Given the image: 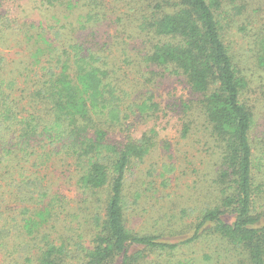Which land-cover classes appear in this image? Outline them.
Instances as JSON below:
<instances>
[{
    "label": "trees",
    "instance_id": "1",
    "mask_svg": "<svg viewBox=\"0 0 264 264\" xmlns=\"http://www.w3.org/2000/svg\"><path fill=\"white\" fill-rule=\"evenodd\" d=\"M24 1L32 17L0 13V38L14 34L6 47L27 58L7 77L0 54V264H146L209 236L237 251L239 264H264V23L254 33L233 18L250 21L253 0H124L119 21L136 22L147 80L184 84L192 117L180 124L182 136L198 119V151L213 164L214 199L195 215L173 211L153 231L130 223L143 191L128 180L158 134L135 123L167 116L152 93L125 101L113 81L100 35L122 6ZM233 24L250 34L246 56L259 75L234 53Z\"/></svg>",
    "mask_w": 264,
    "mask_h": 264
},
{
    "label": "rangeland",
    "instance_id": "2",
    "mask_svg": "<svg viewBox=\"0 0 264 264\" xmlns=\"http://www.w3.org/2000/svg\"><path fill=\"white\" fill-rule=\"evenodd\" d=\"M110 1L113 6H122L121 10L112 9L110 13L113 16H110L107 26L101 28L100 35L103 54L116 66L113 81L119 92H124L125 101L142 97L148 92L152 93L160 103V111H164V116H167L147 124L141 120L135 123L137 131L154 128L158 133L154 138L155 148L143 160L134 164L128 180V184L132 185L131 190L138 185L143 191L138 204L131 205L128 215L130 223L134 229H139L138 231L149 230L155 221L163 224L168 218L173 221L172 216L175 215L173 211L180 213L184 208L187 209L186 216H190L189 213L195 215L196 212H192V208L202 207L206 201L214 199L215 195L208 192L207 187L210 181L208 176L213 173V164L205 153L198 151L196 130L201 128L198 119L193 123L194 128L190 133L186 137L182 136L180 124L189 116L192 117V114L184 112L183 100L186 98L184 84L175 83L160 75L153 77L151 81L147 80L150 77L148 69L138 60L143 45L138 29L133 25L136 22L127 16L124 17L123 24H120L119 17L123 15L124 0ZM247 3L250 6L251 20L238 14L233 16L234 22L238 27L250 24L255 33V27L264 23V0ZM30 4L24 0H0V13L8 14L12 18H21V15L32 17L34 14ZM235 11V8H231V14L236 13ZM235 24L231 31L233 35L231 47L241 64L259 75L253 59L246 56L248 49L251 54L252 38L248 33H239ZM13 40L14 34L8 32L0 38V54L4 55L8 62L5 70L7 77H13L18 66L20 67L18 63L20 59L27 61L26 52L21 48L6 47L11 45ZM171 164L173 165L171 170L165 168L166 171L163 173L164 165ZM182 221L179 219L178 223ZM185 221L190 223L191 217H186ZM240 256L237 251L228 247L227 243L218 238L211 239L209 236L180 247L173 255L159 257L155 253L151 254L146 264H150V261L151 264H239Z\"/></svg>",
    "mask_w": 264,
    "mask_h": 264
}]
</instances>
